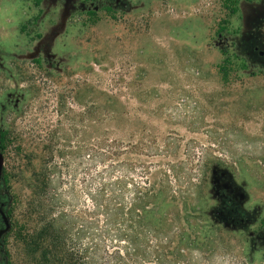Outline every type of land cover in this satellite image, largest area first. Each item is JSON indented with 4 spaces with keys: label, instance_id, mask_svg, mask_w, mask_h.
Masks as SVG:
<instances>
[{
    "label": "rangeland",
    "instance_id": "1",
    "mask_svg": "<svg viewBox=\"0 0 264 264\" xmlns=\"http://www.w3.org/2000/svg\"><path fill=\"white\" fill-rule=\"evenodd\" d=\"M259 50L264 0H0V264H37L52 219L83 250V134L103 132L180 170L197 239L164 264H264Z\"/></svg>",
    "mask_w": 264,
    "mask_h": 264
},
{
    "label": "trees",
    "instance_id": "2",
    "mask_svg": "<svg viewBox=\"0 0 264 264\" xmlns=\"http://www.w3.org/2000/svg\"><path fill=\"white\" fill-rule=\"evenodd\" d=\"M111 133L83 134V250L70 246L71 234L52 219L28 236L40 251L37 264H164L179 259L181 242L196 241L189 232L196 211L176 196L179 168L153 169L143 140L125 144Z\"/></svg>",
    "mask_w": 264,
    "mask_h": 264
},
{
    "label": "flooded vegetation",
    "instance_id": "3",
    "mask_svg": "<svg viewBox=\"0 0 264 264\" xmlns=\"http://www.w3.org/2000/svg\"><path fill=\"white\" fill-rule=\"evenodd\" d=\"M256 49H258L257 46L254 48V50H256ZM259 54H260V56H264V50H259ZM217 177H218V178L215 180V184H216L217 186H221V185H223L224 189L229 190V189H230V185H229L228 183H224V184L221 183L223 177H219V176H217ZM239 197H240V196H239ZM258 235H259L260 238L263 237V233L260 232V231H258Z\"/></svg>",
    "mask_w": 264,
    "mask_h": 264
},
{
    "label": "water",
    "instance_id": "4",
    "mask_svg": "<svg viewBox=\"0 0 264 264\" xmlns=\"http://www.w3.org/2000/svg\"><path fill=\"white\" fill-rule=\"evenodd\" d=\"M2 166H3V154H2V152L0 151V173H1V171H2ZM213 172H215V171L213 170ZM222 175H224V173H222ZM240 198H241V199L244 198V194H243V193L240 194ZM7 228H8V225H6V228H5V229H7Z\"/></svg>",
    "mask_w": 264,
    "mask_h": 264
}]
</instances>
